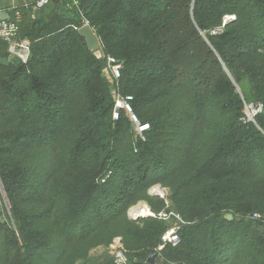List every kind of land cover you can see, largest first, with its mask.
Listing matches in <instances>:
<instances>
[{
  "label": "trees",
  "instance_id": "16d2710c",
  "mask_svg": "<svg viewBox=\"0 0 264 264\" xmlns=\"http://www.w3.org/2000/svg\"><path fill=\"white\" fill-rule=\"evenodd\" d=\"M7 12L32 53L10 59L0 39V264H115L93 251L116 238L129 264H264V0H35ZM116 86L149 124L141 134L124 109L114 119ZM246 103L263 105L254 122ZM139 201L182 217L177 246L158 250L175 217H129Z\"/></svg>",
  "mask_w": 264,
  "mask_h": 264
},
{
  "label": "built area",
  "instance_id": "2783aa9c",
  "mask_svg": "<svg viewBox=\"0 0 264 264\" xmlns=\"http://www.w3.org/2000/svg\"><path fill=\"white\" fill-rule=\"evenodd\" d=\"M51 0H37V6H43L49 3ZM19 17V13L17 14ZM18 24L16 21H10L7 19H0V39L5 40L9 45V53L20 60L23 63H27L31 57L32 53V43L29 39L18 37ZM109 67L112 65L114 85H117L120 77L121 65L116 62L115 59L109 58ZM113 95L115 98V110L113 113L114 119L119 118L120 109H124L130 116L131 120L135 123L138 133H142L145 129L149 127V124L140 123L139 119L132 110L129 101L132 96H123L119 91V88L113 90ZM263 105L259 103H246V120L255 121L256 115L262 110ZM158 195L163 196L164 193H158ZM168 200V199H167ZM168 202V201H167ZM130 216L134 220H139L145 217H155L163 220H169L171 217H175L176 222L167 229L161 237V242L158 246V250H161L166 245L177 246L181 241L180 228L186 223L179 214L174 212L154 211L149 205L143 204L140 208L133 207L130 211ZM255 218H260L259 214H254ZM115 264H129V257L126 254L123 244H120L115 251H113Z\"/></svg>",
  "mask_w": 264,
  "mask_h": 264
},
{
  "label": "rangeland",
  "instance_id": "374dc122",
  "mask_svg": "<svg viewBox=\"0 0 264 264\" xmlns=\"http://www.w3.org/2000/svg\"><path fill=\"white\" fill-rule=\"evenodd\" d=\"M231 19H234V16H227L226 17V21H229V20H231ZM106 73H107V77L110 79V81H111V83L114 85L115 83H114V81H113V79H112V76H113V72H112V65H110V67L108 66V71H106ZM245 108H246V105H245ZM246 110V109H245ZM129 115V114H128ZM254 122V121H253ZM149 193L150 194H154V195H158V193H164V195L163 196H161V195H158L159 197H161V198H164L165 200H166V202L168 201L167 199H168V195H169V191H168V189L167 188H164V187H162L161 185H154V186H152V187H150V189H149ZM3 198H4V204H6L7 205V207H8V200H7V198L5 197V195L3 196ZM168 203H169V201H168ZM143 204H147V205H149L146 201H139L138 203H136L135 205H133L130 209H129V211H128V215H129V217L131 218V216H130V211H131V209L133 208V207H141ZM150 206V205H149ZM151 207V206H150ZM152 208V207H151ZM132 220H134L133 218H131ZM120 244H122V242H121V239L120 238H116V239H114V241L109 245V246H105V247H98L97 249H95L94 251H93V253L95 254V255H99V254H103V253H109V254H111L112 256H113V251H115L116 250V248H118L119 247V245ZM113 259H114V256H113Z\"/></svg>",
  "mask_w": 264,
  "mask_h": 264
},
{
  "label": "water",
  "instance_id": "95a60500",
  "mask_svg": "<svg viewBox=\"0 0 264 264\" xmlns=\"http://www.w3.org/2000/svg\"><path fill=\"white\" fill-rule=\"evenodd\" d=\"M57 1V0H54ZM8 18V13L5 11H0V19H7ZM79 33L81 36H83L86 40V43L88 45V48L92 50L97 56H102V43L101 40L98 36V34L94 31V29L91 27L90 24L86 23L83 26H81L78 29ZM11 58L13 56L11 55ZM228 218H232V214L227 215ZM157 255H154L150 258V263H154Z\"/></svg>",
  "mask_w": 264,
  "mask_h": 264
},
{
  "label": "crops",
  "instance_id": "0c3cea01",
  "mask_svg": "<svg viewBox=\"0 0 264 264\" xmlns=\"http://www.w3.org/2000/svg\"><path fill=\"white\" fill-rule=\"evenodd\" d=\"M34 1L35 0H0V11L7 12L8 9H11L12 7H16L20 5H27ZM8 17H9V14H8ZM13 58H11V55H10V59H13Z\"/></svg>",
  "mask_w": 264,
  "mask_h": 264
}]
</instances>
